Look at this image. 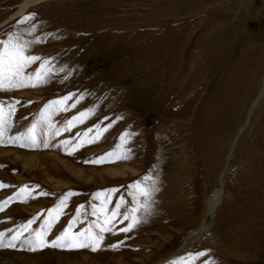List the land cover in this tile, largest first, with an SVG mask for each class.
<instances>
[{
  "label": "rangeland",
  "instance_id": "1",
  "mask_svg": "<svg viewBox=\"0 0 264 264\" xmlns=\"http://www.w3.org/2000/svg\"><path fill=\"white\" fill-rule=\"evenodd\" d=\"M21 2L0 0V25ZM33 13L34 21L20 24ZM16 31L41 38L32 53L64 71L43 87L0 92V100L26 105L17 106L11 134L26 131L48 101L69 94L85 98L53 116L57 127L80 111H96L70 132L51 138L45 132L48 147L0 146V182L12 185L0 189V201L24 185L39 186L35 199L0 212V232L44 212L32 225L39 228L69 191L78 195L49 241L79 205L91 212L97 192L118 189L109 209L123 196L122 213L135 207L129 185L152 183L154 193L147 212L137 213L140 223L123 233L129 221L118 219L117 234L107 233L98 252L8 250L0 264H264V98L249 117L264 78V0H50L1 25L0 38ZM96 124L112 125L98 142L72 155L57 147ZM125 131L135 133L126 145L129 159L85 162L116 149ZM222 175L224 196L209 233L181 253L205 220L207 198L222 190ZM121 241L116 250L108 247Z\"/></svg>",
  "mask_w": 264,
  "mask_h": 264
},
{
  "label": "snow or ice",
  "instance_id": "2",
  "mask_svg": "<svg viewBox=\"0 0 264 264\" xmlns=\"http://www.w3.org/2000/svg\"><path fill=\"white\" fill-rule=\"evenodd\" d=\"M29 20H35L34 13L24 17V19L20 21V24H24ZM35 30L36 26L33 24L29 34ZM42 42L41 38L35 36H33L31 40L26 39L25 34L20 31L8 33L6 38H0V92L43 87L50 83L56 75L64 71L62 67H56L53 58L42 57L32 53V46ZM34 64H36L37 67L32 69V71H28ZM64 78L66 79L67 76L65 75ZM73 97H75V99H73ZM84 98V94L77 95L73 93L59 99L48 101L41 109L38 117L31 123L26 131L16 135H12L11 130L14 127V118L18 111L17 106L26 105H22V102L18 99L0 100V146L11 144L21 148H35L43 144L44 147H48L47 142L41 139L45 132L48 134L49 138L64 132H70L72 128L85 123L87 119L95 114L96 109L94 107L88 108L73 115L71 118H66L61 127L56 126L53 116L58 115L60 112H67L70 109L76 108L77 104ZM69 101L73 102L69 104ZM24 118L27 119V117ZM105 119H107V117ZM120 119H122V117ZM111 126V124H108L101 127L100 124H96L83 133H77L73 139L62 141L61 145H57V147L62 146L68 155H72L84 146L98 142ZM133 135H135V133L125 131L119 137L120 143L116 149L105 153L99 158L85 162L98 164L129 159L131 149L126 147V145L131 143V137ZM144 180L151 181L152 177H145ZM8 187H12V185L0 182V189ZM38 187L39 186L29 187L28 185H24L19 188L16 193L9 196L6 200L0 201V212H3L5 208L13 202L27 203L29 199H35L36 196L33 195V193L36 192ZM129 188L133 190L130 194L133 196L135 207L122 213L121 207L125 204V199L121 196L119 202L110 210L109 205L111 204V196L117 192L118 189L113 188L97 192L92 197V200L98 201L99 203L90 204L91 212L89 213L86 211V206L84 204L79 205L71 222L68 223L64 230L54 239L49 241L48 236L51 234L55 224L66 214L65 209L68 207L69 199L72 196L78 195V193L72 191L66 192L59 198L54 207L46 210L47 215L39 228L33 229L32 225L40 216L44 215V212H41L36 217L29 220L27 224L21 225L17 229H9L7 232H0V250H27L29 252H37L46 248H52L64 251L88 249L94 253L98 252L102 250L104 246L107 233H112L113 235L117 234L116 221L118 219L120 223L129 221L127 226L119 228V232L128 233L140 223L137 213L142 209L145 212L148 210V202H150L154 193L153 184L137 181L129 185ZM38 195L50 196L53 194L47 191H40ZM88 215L94 217V219L89 221L87 226L82 230L75 231L74 229L76 226L80 223H84V217ZM123 243L124 242L121 241L111 244L108 247L116 250L120 248ZM206 255L207 253L205 252L195 253L196 257H203ZM205 264H208V262H205Z\"/></svg>",
  "mask_w": 264,
  "mask_h": 264
},
{
  "label": "bare ground",
  "instance_id": "3",
  "mask_svg": "<svg viewBox=\"0 0 264 264\" xmlns=\"http://www.w3.org/2000/svg\"><path fill=\"white\" fill-rule=\"evenodd\" d=\"M50 0H23V2H21V4L17 7V9L12 12L7 18L6 20L3 21V23L1 24L2 26L5 25L6 23H8V21H12L17 17H20L22 15H24L28 9L32 6L38 5L40 3H44ZM0 25V26H1ZM264 98V78H263V84L262 87L260 89V92L256 98V100L254 101L250 111H249V117L251 116L253 109L256 107V105L259 103L260 100H262ZM230 118V117H229ZM248 122V121H247ZM246 124V123H245ZM243 129H240L237 137H239V135L242 133ZM244 134V133H243ZM220 137V136H219ZM231 138V137H230ZM224 140V139H223ZM237 140V138H236ZM233 143V142H232ZM237 143V142H236ZM206 144V143H205ZM225 144V143H224ZM234 144V143H233ZM231 145V144H230ZM236 146V145H235ZM234 149V148H233ZM232 149V150H233ZM216 152V151H215ZM229 153V152H228ZM234 155V154H233ZM231 155V156H233ZM229 156V155H228ZM230 157V156H229ZM16 159V158H15ZM12 160V159H11ZM17 160V159H16ZM21 161V160H20ZM228 161V159H227ZM22 164V163H21ZM27 169V168H26ZM35 170V169H34ZM108 170V169H107ZM106 170V171H107ZM82 171V170H81ZM104 171V172H106ZM78 172V171H76ZM75 173V172H74ZM119 173V172H118ZM79 174V173H78ZM93 174V173H92ZM107 174V173H105ZM85 175V174H83ZM95 175V174H94ZM100 175V174H97ZM122 175V174H121ZM87 178V177H86ZM220 178V177H219ZM88 179V178H87ZM222 190L220 189H216L214 190L213 193H211L209 195V197L207 198V207H208V211L205 217V220L203 222V224L201 225V227L198 230H193L192 233L189 235V237L186 240V245L182 248V250L180 252H186L187 249H189L192 245H194L195 240H200L201 237L205 236L206 234L209 233L210 229V225L212 224V220L214 218V215L218 209V207L221 205L222 203V199L224 196V191H223V186H224V175H222ZM157 196V195H156ZM152 199V198H151ZM154 199V198H153ZM152 201V200H151ZM156 205V204H155ZM149 212V211H148ZM165 213V212H164ZM5 231V230H3ZM195 237V239H193ZM192 243V244H190ZM190 244V245H189ZM179 252V253H180ZM8 253V250H0V257H5ZM62 259V258H61ZM29 261V260H28ZM8 264V263H7Z\"/></svg>",
  "mask_w": 264,
  "mask_h": 264
},
{
  "label": "water",
  "instance_id": "4",
  "mask_svg": "<svg viewBox=\"0 0 264 264\" xmlns=\"http://www.w3.org/2000/svg\"><path fill=\"white\" fill-rule=\"evenodd\" d=\"M201 239V238H200ZM181 253H184V252H181Z\"/></svg>",
  "mask_w": 264,
  "mask_h": 264
}]
</instances>
